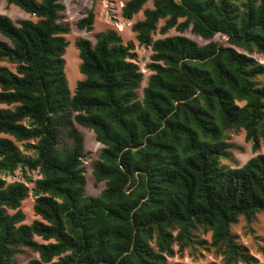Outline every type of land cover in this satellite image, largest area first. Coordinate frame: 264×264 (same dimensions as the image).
<instances>
[{
  "label": "trees",
  "instance_id": "obj_1",
  "mask_svg": "<svg viewBox=\"0 0 264 264\" xmlns=\"http://www.w3.org/2000/svg\"><path fill=\"white\" fill-rule=\"evenodd\" d=\"M1 1L28 17L0 14V174L38 178L37 219L25 224L27 186L0 177V264L29 254L26 264H168L186 252L255 264L231 227L264 212V155L223 161L239 132L253 152L264 145V63L254 57L264 60V0H127L120 15L142 13L130 30L151 51L140 97L134 46L115 30L74 42L83 79L71 93L64 6ZM93 19L89 11L75 27L89 32ZM77 126L101 145L95 197L84 195Z\"/></svg>",
  "mask_w": 264,
  "mask_h": 264
},
{
  "label": "rangeland",
  "instance_id": "obj_2",
  "mask_svg": "<svg viewBox=\"0 0 264 264\" xmlns=\"http://www.w3.org/2000/svg\"><path fill=\"white\" fill-rule=\"evenodd\" d=\"M64 6V10L61 13V22L66 23L69 26V32L65 36L68 46L65 49L64 59V73L67 79L69 91L72 93L75 85L78 81L83 79V76L78 71V55L74 48V42L77 39H86L91 43H94V34L104 31L106 29L115 30L121 37L123 43L131 42L134 46L133 52L135 53V63L138 65L140 72L143 74V80L138 90L139 97L141 90L146 84V79L150 72L147 70V64L149 63V56L151 54L149 47L139 46L134 39V35L130 30L132 23L142 18V13L139 12L133 16L131 20H125L120 15V9L127 0H59ZM152 0H148L144 8L151 7ZM89 11H92L94 15L91 31L78 30L75 24L81 18H84ZM0 14L8 16L11 20L24 19L28 16L12 6H6V4L0 0ZM161 23H159V26ZM177 35L173 30L169 31L165 36H161L158 33L153 35V40L163 38L166 36ZM182 36L189 38L198 45H204L207 41L200 39L190 33L189 29L184 31ZM211 41L217 43H224V38L220 36H214ZM259 62L264 63V60L254 56ZM77 63V64H76ZM78 131L84 140V152L85 157L82 161V167L84 169L85 187L84 195L95 197L104 188V183H96L91 173V163L96 159V155L101 148V145L95 141L94 135L91 131H88L80 126H77ZM231 143L235 146V149L230 151L232 161H223L228 163L231 167L242 166L248 159L252 158L256 154L264 155V145L261 144L257 152H253L249 143L244 139L243 132H239L236 135H232ZM18 147L23 150L21 144ZM0 177L6 182L11 183L14 181L24 183L29 192L28 197L22 202L21 210L25 216V224H29L37 217L32 212L33 196L31 192L32 181L37 179L35 173H26L25 179L21 171L17 170L13 174H0ZM247 227L251 231L247 230ZM231 231L238 236L239 241L248 248L249 253L256 260L255 264H264V212L257 214L255 220L247 226L245 222L240 219L239 222L231 227ZM37 241H40L37 239ZM34 254H29L25 258L20 259L21 264H26L29 259L36 258ZM220 264L219 259H215L211 254L203 253V255H197L186 252L182 257L175 256L168 260V264Z\"/></svg>",
  "mask_w": 264,
  "mask_h": 264
},
{
  "label": "bare ground",
  "instance_id": "obj_3",
  "mask_svg": "<svg viewBox=\"0 0 264 264\" xmlns=\"http://www.w3.org/2000/svg\"><path fill=\"white\" fill-rule=\"evenodd\" d=\"M77 64V63H76Z\"/></svg>",
  "mask_w": 264,
  "mask_h": 264
}]
</instances>
